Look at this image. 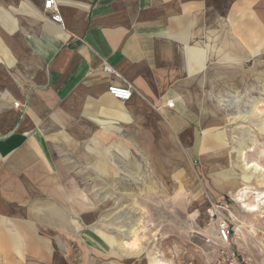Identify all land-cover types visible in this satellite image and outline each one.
<instances>
[{
  "label": "crops",
  "instance_id": "crops-1",
  "mask_svg": "<svg viewBox=\"0 0 264 264\" xmlns=\"http://www.w3.org/2000/svg\"><path fill=\"white\" fill-rule=\"evenodd\" d=\"M57 2L63 24L44 15L45 0H0V264L106 254L84 169L156 150L160 115L185 140L191 117L168 102L207 95L209 68L225 61L231 78L242 65L254 79L264 56V0ZM124 80L135 89L122 103L108 89Z\"/></svg>",
  "mask_w": 264,
  "mask_h": 264
},
{
  "label": "rangeland",
  "instance_id": "rangeland-1",
  "mask_svg": "<svg viewBox=\"0 0 264 264\" xmlns=\"http://www.w3.org/2000/svg\"><path fill=\"white\" fill-rule=\"evenodd\" d=\"M263 60L254 79L242 75L247 66L239 67V78H231L235 70L226 61L218 72L210 67L207 95L179 96L178 110L172 103L176 117H191L185 140L160 115L167 133L160 134L156 150L144 144V157L129 152L128 159L84 169L81 180L96 214L92 229L109 246L106 254L80 249L72 255L74 264H210L204 238L214 233L215 223L207 216L213 202L228 203L239 229L236 247L248 264H264V206L252 214L238 200L244 188L248 204L256 202L253 193L264 191L262 175L247 166H264Z\"/></svg>",
  "mask_w": 264,
  "mask_h": 264
},
{
  "label": "built area",
  "instance_id": "built-area-1",
  "mask_svg": "<svg viewBox=\"0 0 264 264\" xmlns=\"http://www.w3.org/2000/svg\"><path fill=\"white\" fill-rule=\"evenodd\" d=\"M44 15L54 22L63 24V16L61 14L57 0H45ZM103 71L108 74L118 75L117 71L109 64L105 65ZM123 85H112L108 89V93L115 100L125 103L131 100L134 93V85L124 80ZM20 107V103L14 104ZM168 107L172 108L173 104L168 103ZM229 205L225 202H213L207 209L208 218L215 223L214 235L205 236V244L212 254L210 264H248L243 255L238 251L235 238L239 229L235 217L228 209Z\"/></svg>",
  "mask_w": 264,
  "mask_h": 264
},
{
  "label": "bare ground",
  "instance_id": "bare-ground-1",
  "mask_svg": "<svg viewBox=\"0 0 264 264\" xmlns=\"http://www.w3.org/2000/svg\"><path fill=\"white\" fill-rule=\"evenodd\" d=\"M241 154L243 156L244 155V152H241ZM248 168L255 169V172L253 171L254 172V175H256V174L262 175V177H263V186L262 187L264 188V168L262 166H260L259 164L254 163V162L252 164H250ZM247 190H248L247 188H244V189H242L240 191V193L238 194V196H239V199H238L239 202L241 204H243V208L246 209L247 212H249V213L254 214V213L260 212V208L262 206H264V191L263 192H255V193H253V194H257L256 202L254 201L253 203L248 204L244 200V197L249 193Z\"/></svg>",
  "mask_w": 264,
  "mask_h": 264
}]
</instances>
